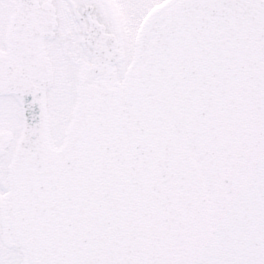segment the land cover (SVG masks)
<instances>
[{
    "label": "snow or ice",
    "instance_id": "1",
    "mask_svg": "<svg viewBox=\"0 0 264 264\" xmlns=\"http://www.w3.org/2000/svg\"><path fill=\"white\" fill-rule=\"evenodd\" d=\"M0 264H264V0H0Z\"/></svg>",
    "mask_w": 264,
    "mask_h": 264
}]
</instances>
